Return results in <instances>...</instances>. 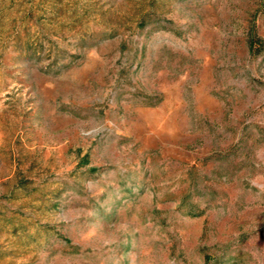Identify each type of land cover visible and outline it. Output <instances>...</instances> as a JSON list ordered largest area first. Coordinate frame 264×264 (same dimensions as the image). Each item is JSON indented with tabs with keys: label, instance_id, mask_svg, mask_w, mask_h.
I'll return each instance as SVG.
<instances>
[{
	"label": "rangeland",
	"instance_id": "1",
	"mask_svg": "<svg viewBox=\"0 0 264 264\" xmlns=\"http://www.w3.org/2000/svg\"><path fill=\"white\" fill-rule=\"evenodd\" d=\"M0 264H264V0H0Z\"/></svg>",
	"mask_w": 264,
	"mask_h": 264
},
{
	"label": "trees",
	"instance_id": "2",
	"mask_svg": "<svg viewBox=\"0 0 264 264\" xmlns=\"http://www.w3.org/2000/svg\"><path fill=\"white\" fill-rule=\"evenodd\" d=\"M254 45H255V34L252 33L251 37H250V48H251V50H253Z\"/></svg>",
	"mask_w": 264,
	"mask_h": 264
}]
</instances>
